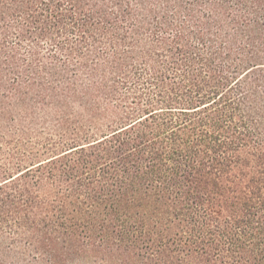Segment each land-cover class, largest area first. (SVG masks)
Segmentation results:
<instances>
[{
  "label": "trees",
  "instance_id": "16d2710c",
  "mask_svg": "<svg viewBox=\"0 0 264 264\" xmlns=\"http://www.w3.org/2000/svg\"><path fill=\"white\" fill-rule=\"evenodd\" d=\"M0 264H264V0H0Z\"/></svg>",
  "mask_w": 264,
  "mask_h": 264
}]
</instances>
